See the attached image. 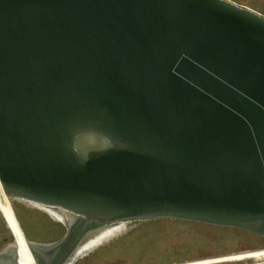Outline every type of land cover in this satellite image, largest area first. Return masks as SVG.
I'll list each match as a JSON object with an SVG mask.
<instances>
[{"label": "water", "instance_id": "water-1", "mask_svg": "<svg viewBox=\"0 0 264 264\" xmlns=\"http://www.w3.org/2000/svg\"><path fill=\"white\" fill-rule=\"evenodd\" d=\"M0 184L66 215L57 241L27 238L36 264H70L137 220L264 238V14L233 0H0ZM0 264H22L15 240Z\"/></svg>", "mask_w": 264, "mask_h": 264}, {"label": "rangeland", "instance_id": "rangeland-1", "mask_svg": "<svg viewBox=\"0 0 264 264\" xmlns=\"http://www.w3.org/2000/svg\"><path fill=\"white\" fill-rule=\"evenodd\" d=\"M264 14V0H233ZM65 223L47 208L0 194V251L25 238L51 243ZM70 264H264V238L237 227L180 219L113 226Z\"/></svg>", "mask_w": 264, "mask_h": 264}, {"label": "bare ground", "instance_id": "bare-ground-1", "mask_svg": "<svg viewBox=\"0 0 264 264\" xmlns=\"http://www.w3.org/2000/svg\"><path fill=\"white\" fill-rule=\"evenodd\" d=\"M0 194L2 195H6L2 189V186L0 184ZM52 211V210H51ZM55 215H57V217H62L64 215H62V213H57L55 211H52ZM66 216V215H65ZM65 216L63 217L65 219ZM68 220V217H67ZM113 227V226H112ZM111 227V228H112ZM109 228V229H111ZM108 229V230H109ZM106 230V231H108ZM104 232V231H103ZM104 235V234H103ZM18 243V247H19V255H20V260L22 264H36L34 259L32 258L29 250H28V245H27V239L25 238V240H15Z\"/></svg>", "mask_w": 264, "mask_h": 264}]
</instances>
